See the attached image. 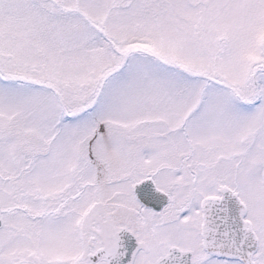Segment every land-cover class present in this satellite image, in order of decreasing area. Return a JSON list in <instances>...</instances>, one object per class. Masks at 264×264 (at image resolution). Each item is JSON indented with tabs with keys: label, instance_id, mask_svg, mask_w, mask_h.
<instances>
[{
	"label": "snow or ice",
	"instance_id": "obj_1",
	"mask_svg": "<svg viewBox=\"0 0 264 264\" xmlns=\"http://www.w3.org/2000/svg\"><path fill=\"white\" fill-rule=\"evenodd\" d=\"M0 264H264V0H0Z\"/></svg>",
	"mask_w": 264,
	"mask_h": 264
}]
</instances>
